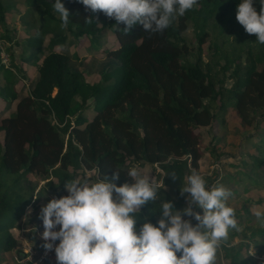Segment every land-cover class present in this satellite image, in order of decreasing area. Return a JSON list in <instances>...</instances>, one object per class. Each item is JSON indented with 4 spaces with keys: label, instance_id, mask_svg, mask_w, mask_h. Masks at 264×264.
I'll use <instances>...</instances> for the list:
<instances>
[{
    "label": "trees",
    "instance_id": "1",
    "mask_svg": "<svg viewBox=\"0 0 264 264\" xmlns=\"http://www.w3.org/2000/svg\"><path fill=\"white\" fill-rule=\"evenodd\" d=\"M26 1L42 18L41 30L18 41H24L22 57L30 54L38 68V77L26 94L16 89L18 64L8 44L10 33L1 35L8 44L10 67L0 56V97L8 105L16 104L12 115L0 123V253L16 248L11 231L32 203L33 193L21 186L28 174L49 180L48 184L56 176L62 186L76 180L79 173L93 172L97 180L107 177L111 181L118 172L119 180L114 182L119 187L133 183L127 172L136 163L159 166V200L142 206L138 227L145 217L155 225L163 202L171 201L175 210L184 209L190 194L181 195V191L193 169L200 173L204 154L200 131L212 129L218 121L225 125L229 111L236 113L244 129H254L247 138L256 152L242 163L247 172L237 167L236 184L246 177L247 185L264 188L259 173L264 169V44L238 23L241 0H199L198 7L177 16L162 34L151 35L140 24L125 32L124 25L101 11L93 13L80 0H61L69 12L66 32L76 39H93L100 26L111 29L118 41L117 49L105 50L109 61L119 63L117 71L104 72L103 80L97 82L74 72L68 53L54 51L67 42V33L57 34L62 20L53 8L55 0ZM8 3L0 1V25H6L5 12L16 8ZM255 7L259 11L260 0H255ZM191 24L198 40L195 48L188 46L184 35ZM211 38L216 42L210 45L212 52L206 60L204 45ZM46 49L49 54L40 63ZM230 80L233 83L228 86ZM90 108L92 118L85 114ZM215 149L211 150L217 155ZM173 174L176 180L171 179ZM205 179L212 183L215 178ZM249 202L244 200L245 207L236 218L249 214ZM257 204L262 206L263 199ZM248 230L250 238L263 239L255 242L257 249L264 247V228ZM228 243L227 239L221 245L231 264H250V255L242 257L241 247L231 252Z\"/></svg>",
    "mask_w": 264,
    "mask_h": 264
},
{
    "label": "clouds",
    "instance_id": "2",
    "mask_svg": "<svg viewBox=\"0 0 264 264\" xmlns=\"http://www.w3.org/2000/svg\"><path fill=\"white\" fill-rule=\"evenodd\" d=\"M80 2L93 13L101 11L117 25H124L125 32L140 24L150 35L162 34L177 16L199 6V0ZM260 3L258 11L255 0H241L236 19L264 44V0ZM53 8L66 26L69 12L61 0H55ZM127 176L133 183L119 187L114 182L119 180L118 172L111 181L107 177L95 182L70 181L64 186L68 195L53 198L41 208L43 247L54 250L57 264H215L218 248L230 230H241L235 210L228 205L231 190L223 184L209 187L196 169L181 191V195L190 194L187 207L178 211L171 201L163 202L157 223L145 217L138 227L142 206L159 200L160 185L137 166ZM171 179H177L175 174ZM256 216L264 221L260 212Z\"/></svg>",
    "mask_w": 264,
    "mask_h": 264
},
{
    "label": "rangeland",
    "instance_id": "3",
    "mask_svg": "<svg viewBox=\"0 0 264 264\" xmlns=\"http://www.w3.org/2000/svg\"><path fill=\"white\" fill-rule=\"evenodd\" d=\"M0 1L3 4L8 3L9 1L7 6H9V4L16 6L14 12H10V10L5 12L6 25H0V36L6 34L7 31L10 33L9 36L12 40L11 42L9 41L10 43L8 44L11 46L14 59L18 64L16 72L19 76V82L16 84V89L20 94H26L38 77V68L33 66L35 64L34 58L30 57V54L22 57L21 53L24 48V41L22 44H18V41H22V39L28 38L30 34L41 30L42 18L37 14L35 7L29 5L26 0ZM97 28L101 30L95 38L92 39L90 37H85L82 39H76L71 33L64 30L65 26H62L57 34L60 36L63 33H67L68 35L65 34L67 42H65L62 47L58 45L54 48V51L68 53L71 56L73 71L82 73L89 82L103 80L102 75L104 72L110 71L114 73L119 66L117 61H109V59L106 58L105 53V50L108 48H111L112 50L117 49L118 41L113 36V32L109 28H101L100 26ZM211 33L213 32L211 31ZM213 34L215 35L216 33ZM184 35L188 41V46L190 48H195L197 46L196 44H198V40H196L192 24ZM52 36L53 34L46 37L44 47L48 46L50 43L49 40ZM215 42L216 39L211 38V40L204 45L206 60H208L210 53L212 52L210 45ZM9 54L10 53H4L3 58L1 56L2 63L6 67H10ZM47 54H49L48 49H46L40 60H43ZM243 58H246V54H244ZM222 64H224V61H222ZM232 81L233 80L228 81L227 85L231 86L233 83ZM114 82L115 80H113L111 84ZM2 85L3 81L0 80V87ZM93 102V100L90 101L91 106ZM15 104L16 103L8 105L7 102L0 97V123L2 119L12 115V110L14 109L13 107ZM85 114L88 115L89 118H92L94 116V111L90 108ZM225 122V125L219 124L220 121L215 122L212 129L203 128L200 131L203 137L201 148L204 154L199 163V174L203 176L204 179L214 175L215 179L212 183L207 181L209 187L223 184L224 182L223 185L231 190L233 195L229 198L228 205L235 210V216L236 214H240L245 207L244 200H251V202L247 204L249 207V214L244 213V215H240V219L236 218L241 230H231L230 232H234L236 235L232 236L230 233L228 237L229 243L225 245L228 249H231V252L232 249L237 250V248L241 247L242 257H246L245 254L251 256V259L249 260L250 264H264V247L261 245L258 246L257 249V243H255L258 240L259 244L263 239L258 235L250 238L252 236V231L248 230L253 227L264 228V221L258 219L256 216L257 212L264 215V188L258 187L254 184L247 185V182L250 180L246 179V177L243 178V182L236 184V181L238 180L237 178H239L236 177V171L239 170L237 167H243L241 172H247L248 168L242 166V163L248 159L249 153L256 152L252 145V140L247 138L254 129H244L238 116L232 111L228 112ZM2 140L3 133L0 132V141ZM212 148H216L215 151H218L217 155L211 150ZM140 164L136 163L133 166L142 169L144 175L153 178L161 186V182L157 180V175L162 173L159 166ZM263 171L264 169L259 172L261 179H264ZM217 172L220 175H218ZM77 179H80L81 181L86 179L89 182L97 181L93 172L86 173L85 175L79 173ZM48 181L49 180L42 181L34 174H28L24 177L21 186L28 192L33 193L32 203L26 208L25 213L18 221L15 229L11 231L17 241L16 248L9 252L0 253V264H57L54 250L48 251L43 247L44 240L42 239V233L44 228L42 220L39 219V215L41 208L46 206L51 199L66 196L68 193L64 187L65 185L60 186V180L58 177H52L50 184H48ZM227 183L228 185H226ZM246 186L250 187V190H246ZM188 196L189 195L186 196V199ZM260 199H263L262 206L257 204ZM196 211L201 215L203 214L201 209H196ZM184 219L192 218L184 217ZM192 220L193 222L195 221L194 219ZM56 230L58 231L59 228ZM58 243L59 241H56L54 247L55 245H58ZM215 264H231L230 260L225 257V251L222 245L218 248Z\"/></svg>",
    "mask_w": 264,
    "mask_h": 264
},
{
    "label": "built area",
    "instance_id": "4",
    "mask_svg": "<svg viewBox=\"0 0 264 264\" xmlns=\"http://www.w3.org/2000/svg\"><path fill=\"white\" fill-rule=\"evenodd\" d=\"M8 45V44H7ZM5 46V47H4ZM0 51H1V53H0V56H2V58H3V56H4V53H8L7 52V46H6V42L5 41H3L2 39H1V36H0ZM3 52V53H2ZM6 55V54H5ZM6 57H7V55H6ZM7 59H8V57H7ZM9 61V60H8Z\"/></svg>",
    "mask_w": 264,
    "mask_h": 264
},
{
    "label": "crops",
    "instance_id": "5",
    "mask_svg": "<svg viewBox=\"0 0 264 264\" xmlns=\"http://www.w3.org/2000/svg\"><path fill=\"white\" fill-rule=\"evenodd\" d=\"M33 58V57H32ZM43 60L40 61V63H42ZM33 66H36V65H33ZM36 68V67H35Z\"/></svg>",
    "mask_w": 264,
    "mask_h": 264
}]
</instances>
